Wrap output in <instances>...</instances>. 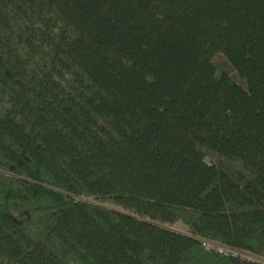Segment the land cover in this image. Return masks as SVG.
Listing matches in <instances>:
<instances>
[{"label": "trees", "instance_id": "16d2710c", "mask_svg": "<svg viewBox=\"0 0 264 264\" xmlns=\"http://www.w3.org/2000/svg\"><path fill=\"white\" fill-rule=\"evenodd\" d=\"M0 264H264V0H0Z\"/></svg>", "mask_w": 264, "mask_h": 264}, {"label": "rangeland", "instance_id": "374dc122", "mask_svg": "<svg viewBox=\"0 0 264 264\" xmlns=\"http://www.w3.org/2000/svg\"><path fill=\"white\" fill-rule=\"evenodd\" d=\"M173 230H176V231H184V226L182 223H178L174 226H172Z\"/></svg>", "mask_w": 264, "mask_h": 264}, {"label": "built area", "instance_id": "2783aa9c", "mask_svg": "<svg viewBox=\"0 0 264 264\" xmlns=\"http://www.w3.org/2000/svg\"><path fill=\"white\" fill-rule=\"evenodd\" d=\"M208 245H209V244H208ZM210 245H211V244H210ZM210 245H209V246H210Z\"/></svg>", "mask_w": 264, "mask_h": 264}]
</instances>
